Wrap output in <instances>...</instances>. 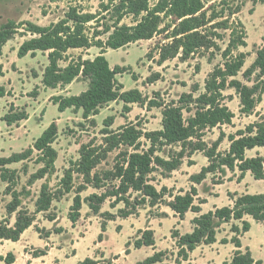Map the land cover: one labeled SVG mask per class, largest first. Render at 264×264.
Returning a JSON list of instances; mask_svg holds the SVG:
<instances>
[{
    "label": "trees",
    "instance_id": "1",
    "mask_svg": "<svg viewBox=\"0 0 264 264\" xmlns=\"http://www.w3.org/2000/svg\"><path fill=\"white\" fill-rule=\"evenodd\" d=\"M152 1L154 3L150 7ZM217 7L220 9L218 12ZM215 8L212 5L205 9L203 0H120L115 7L114 26L106 27L103 32L109 33L104 46L100 41H93L85 34L84 25L89 20L83 15H77L74 9L67 13L65 19L48 27L26 23L27 31L36 37L23 42L18 48L17 56L35 57L37 52L47 54L48 63L41 79L44 88L56 89L58 85L68 83L78 76L88 81L87 89L79 95L51 98L52 104L57 106L59 112L67 109H72L75 113L81 111L82 118L87 121L112 102H121L126 113L131 111L130 106L134 104L145 107L148 111L153 108L162 109L161 130L158 131L142 132L133 124L110 131L113 118L105 119L104 129L101 130L103 144L89 143L80 146L79 158L64 170L59 180V188L55 192L45 185L40 188L34 203V214L47 213L53 201H59L71 193L75 175L81 183L75 188L67 219L74 227L80 219L82 206L86 205L94 216L102 218V234L106 231L109 221L137 215L139 208L144 206L154 208L165 205L180 219H183L187 212L199 214L200 207L194 205V198L197 196L194 185L201 184L210 174L225 177L227 171H238V182L244 179L246 173H250L254 180H264V156L259 152L253 157L247 156L248 152L255 149L264 150V118L248 124L234 134L226 135L221 129L224 125H230L234 119V114L223 103V92L227 89L233 90L238 97L239 113L243 116L253 115L261 102L264 95V34L253 63L242 71L246 54L238 50L247 47V34L241 21H230L240 12V7H231L222 0ZM209 10L211 14L207 15ZM128 16L132 17L133 26H119L122 19ZM14 30L11 23H6L0 28V55L3 45L16 32ZM217 30L229 31L228 42L223 50L216 44L217 39H223L222 35L216 33ZM162 33H166L168 41L157 46L158 66L175 58L185 62L199 51L208 52L212 48L221 52L223 63L215 66L208 75L203 92L195 96L199 87L194 85L191 92L181 94L176 101L164 103L162 100H149L138 89L124 91V87L118 83L117 75H122L128 69L121 66L111 68L105 57V50H117L131 43L151 40L155 35ZM92 46L100 49L99 54L92 60L80 61L77 68L72 67V72L71 67L62 69L59 66L69 50H87ZM236 51L238 53L234 55ZM65 71L66 78L63 75ZM239 74L244 83L237 79ZM3 75V66L0 64V77ZM5 95L4 88L0 87V98ZM184 113L188 116L184 117ZM27 118L28 115L24 111L13 112L11 106L3 121L7 126H12ZM90 122L94 123L93 120ZM215 128L219 129L217 139L210 144L205 143L204 132ZM57 136L58 127L52 122L34 140L30 148L21 153H12L8 157H0V182L5 184L4 195L11 197L5 207L9 217L0 221V244L5 241L17 242L34 222V215L27 210L18 211L21 206L20 198L26 187H22L21 191L15 189L20 177L18 171L10 167L29 160L36 153L35 163L41 167L29 176L27 186L52 173L57 158V152L53 148ZM142 139L147 145L141 143ZM224 140H227L228 148L221 152L219 148ZM173 145L179 146V151L168 153L166 158L159 155L165 147ZM121 147L127 150H120ZM114 150H119V153L114 158L112 167L98 171V166L105 162ZM197 152L206 158L207 166L190 177L193 184L190 192L173 195L166 187L157 190L153 185L152 174L160 172L162 178H167L183 164L185 158H191ZM88 188L95 192L82 198L81 194ZM166 197L170 200L167 201ZM228 197L231 205L215 208L195 217L191 221V233L180 235L176 231L172 232L171 237L176 240L178 247L176 263L180 260L187 261L189 254L198 246L214 244L221 225L231 223L230 243L237 250L230 262L225 264H264L260 260H254L248 248L243 252L240 250L241 237L251 228L246 218L261 224L264 229V192L228 194ZM106 201L110 202L111 209L120 204L122 208L117 209L115 214L101 212ZM12 215L15 219L13 224H10L9 218ZM55 219L53 214L46 215L47 221L53 222ZM36 230L41 234V231ZM54 232L59 233L61 229H55ZM102 234L99 235V240L102 239ZM154 245V234L151 230L141 232V237L134 241L135 249ZM164 257V252H156L139 264H164ZM0 261L13 264L15 258L12 253H8L5 257H0ZM80 264L100 263L87 258Z\"/></svg>",
    "mask_w": 264,
    "mask_h": 264
},
{
    "label": "rangeland",
    "instance_id": "2",
    "mask_svg": "<svg viewBox=\"0 0 264 264\" xmlns=\"http://www.w3.org/2000/svg\"><path fill=\"white\" fill-rule=\"evenodd\" d=\"M119 1L0 0V28L6 23H11L14 31H16L3 45L0 55V64L3 66L4 72L3 77H0V87H3L6 92V95L0 98V157H8L12 153H21L30 148L34 140L52 122H55L58 127V136L53 144L57 158L52 173L35 181L31 186H27L29 176L41 167L40 164L35 163L36 153L29 160L10 167L16 169L20 177L15 189L21 191L22 187H26L23 196L20 198L21 206L18 211L27 210L31 215H34L32 226L20 236L17 242L5 241L0 244V257L12 253L15 258L13 264H80L87 258L100 264H139L156 252L165 253L164 264H202L203 261L198 256L201 249H204L203 246L196 250L195 255L190 256L191 253L189 254L188 260L190 262L185 263L180 260L179 263H176L178 247L171 234L176 231L182 235L181 233H186L191 227L187 223L186 229H179L177 227V224H180L179 220L189 221L199 214L231 205L228 194H258L264 191V182L257 184L243 182L237 185L238 171L233 172L234 174L226 172L225 177L219 174L214 176L210 174L201 184L194 185L197 190L194 205L200 207L201 212L199 214L187 212L183 219H180L165 205L161 204L154 208L144 206L139 208L137 215L109 221L106 231L102 234L100 229L102 218L94 216L86 205L82 206L80 219L74 227L67 219L75 188L81 183L75 175L74 189L71 193L59 201H53L52 207L47 213L34 214V203L40 188L45 185L52 192L59 188V180L62 178L64 170L69 168L70 163L78 160L80 146L89 143L103 144L101 130L104 129L103 121L108 117L113 118L110 131H116L120 127L130 124L136 125L137 129L142 132L161 130L162 109L153 108L148 111L141 109L142 107L138 105H132L131 111L126 113L122 109L123 104L121 102L105 105L100 109L99 115L90 118L94 123L90 122L91 120H84L81 113L77 114L72 109L64 114H59L57 106L52 104L51 98L68 96L66 95L67 92L71 93V96L78 95L87 89L88 81L78 76L68 83L58 85L56 89L43 88L41 79L48 63L47 54L37 52L35 57L27 55L18 58L17 56L20 45L36 37L27 31L26 23L30 22L39 27H48L65 19L67 13L73 9L77 15H83L89 20L84 25L85 34L93 41H100L104 46L109 33L104 34L103 32L106 27L114 26L116 20L115 7ZM221 1L203 0L205 9L212 5L215 8ZM224 1L231 7H236V5L240 7V12L230 21L234 22L235 19L241 21L246 30L247 47L238 50V52L246 54L242 70L244 71L253 63L256 52L261 46V37L264 34V2L262 0ZM153 3L154 1L150 2V7ZM219 10L217 7L216 11ZM210 14L211 10L207 15ZM133 23L132 17L128 16L122 19L119 26H133ZM216 33L223 36V39L216 40L218 48L223 50L228 42L229 31L217 30ZM167 41L166 33H162L155 35L151 40L131 43L117 50H105V57L111 68L121 66L128 69L116 77L125 91L138 89L149 100H162L164 103L176 101L181 94L191 92L194 85L199 87L195 96L203 92L208 75L215 66L223 63L221 52L212 48L208 52L199 51L185 62L175 58L158 66L157 46L167 43ZM99 52L100 49L96 46L87 50H69L59 66L62 69L71 67L70 72H72L79 66L80 61L92 60ZM238 52L233 54L236 55ZM66 74L65 71L63 73L64 78L67 77ZM237 79L244 83L241 74L237 76ZM223 96L225 99L223 103L234 114L232 123L221 127L226 135L243 130L242 128L248 123L264 118V95L251 116H243L239 113V99L233 90L227 89L223 92ZM11 106L13 112L24 111L28 115L27 120L7 126L3 118L10 112ZM187 116L188 114L184 113V117ZM245 117L250 118L246 119ZM218 135V128L207 130L204 132L203 141L210 144L217 139ZM141 143L147 145L144 139ZM227 147L228 142L224 140L219 151L223 152L227 150ZM120 150H127V148L121 147ZM176 151H179V146L173 145L165 147L159 155L166 158L168 153ZM258 151L264 156V150ZM118 153L119 150L112 151L107 160L98 166L97 170L110 169ZM255 154V151H251L247 153V156L253 157ZM205 166H207L206 158L202 153L197 152L191 158H185L183 164L167 178H162L160 172L152 174L153 185L157 190L166 187L173 195H183L190 192L193 186L190 177L199 173L201 168ZM230 181H232L231 184ZM4 191L5 184L0 182V221L9 217H7L5 207L11 197L4 195ZM93 192H95L93 189L88 188L81 194V197H86ZM165 199L170 200L167 197ZM119 208H122V204L111 209L110 202L106 201L101 212L115 214ZM50 214L54 215L55 221L46 220V215ZM14 219L15 216L12 215L9 218V223L13 224ZM246 220L250 224L253 222L250 218H246ZM230 226L231 223L221 225L216 234V241L217 239L221 242L228 241L225 238L232 237ZM36 229L41 231V234H38ZM55 229H61V232L56 233L54 232ZM145 230L153 232L155 245L135 249L134 241L139 239L141 232ZM257 233L254 232L253 236L255 237ZM100 234H102L101 240L98 239ZM40 254L44 255L35 257ZM218 263L220 264V261ZM0 264L5 263L0 261Z\"/></svg>",
    "mask_w": 264,
    "mask_h": 264
},
{
    "label": "crops",
    "instance_id": "3",
    "mask_svg": "<svg viewBox=\"0 0 264 264\" xmlns=\"http://www.w3.org/2000/svg\"><path fill=\"white\" fill-rule=\"evenodd\" d=\"M41 86H42V84H41ZM67 88H66V90H67ZM84 91H82V92H84ZM66 95L71 96V93L67 92ZM73 96H75V95H73ZM131 106H130V108H131ZM141 109H146V108L144 107V108H141ZM68 110H70V109H67L64 112H59V114H64ZM79 113H81V111L77 112V114H79ZM96 116H94V117H96ZM245 118L246 119H249L250 117H245ZM251 123H253V122H250L248 124H251ZM244 128H245V126L242 129H244ZM258 150H263V149H255L253 151L259 152ZM227 172H229V171H227ZM234 173H232V174H234ZM236 182H237V185H240L243 182H249V183L253 182V183L257 184V183L264 182V180H260V181L254 180L250 173H246V175L244 176V179L243 180H241L240 182H238V180H237ZM231 183H232V181H230V184ZM229 192L230 193H234L233 191H229ZM244 194H249V193H244ZM258 194H260V193H258ZM238 195H242V194H238ZM192 220L193 219H191L189 221H186L185 219L184 220H179L180 224H177V227L179 229H186V224L187 223H189L190 226H191V227L188 228V231L186 233H181L182 235L183 234H188V233H191L192 232V229H193L192 228L193 225L191 223ZM263 231H264L263 226L261 224H258V223H256V222L253 221L251 223L250 230L247 233H245L242 236V238H241L242 248L240 249L243 252L246 248H248L250 250V252H251L252 257L254 258V260H256V261H259L260 260L262 262H264V233H263ZM254 232H258L255 237L253 236ZM225 239L228 240L226 243H222L221 240H218L217 239V241L214 244H211V245H204V244H202V245L198 246L190 254V256L191 255L192 256L195 255L196 254V250L197 249H201V247L203 246L204 249H201V252H200V254L198 256L203 261L202 264H219L218 263L219 261H220V264H224L226 262H230V260H231V258L233 256L234 252L237 249L234 247L233 244L230 243L231 237L230 238L229 237H226ZM182 262L188 263L190 261L187 260V261H182Z\"/></svg>",
    "mask_w": 264,
    "mask_h": 264
}]
</instances>
